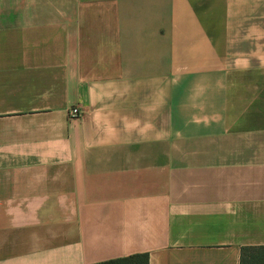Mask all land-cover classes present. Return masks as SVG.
Segmentation results:
<instances>
[{"label":"crops","instance_id":"obj_1","mask_svg":"<svg viewBox=\"0 0 264 264\" xmlns=\"http://www.w3.org/2000/svg\"><path fill=\"white\" fill-rule=\"evenodd\" d=\"M261 245L264 0H0V264Z\"/></svg>","mask_w":264,"mask_h":264},{"label":"trees","instance_id":"obj_2","mask_svg":"<svg viewBox=\"0 0 264 264\" xmlns=\"http://www.w3.org/2000/svg\"><path fill=\"white\" fill-rule=\"evenodd\" d=\"M98 264H148L147 255L140 254L108 260ZM239 264H264V245L245 246L241 248Z\"/></svg>","mask_w":264,"mask_h":264},{"label":"built area","instance_id":"obj_3","mask_svg":"<svg viewBox=\"0 0 264 264\" xmlns=\"http://www.w3.org/2000/svg\"><path fill=\"white\" fill-rule=\"evenodd\" d=\"M81 114V111L77 107H73L69 110V115L71 116H79Z\"/></svg>","mask_w":264,"mask_h":264}]
</instances>
